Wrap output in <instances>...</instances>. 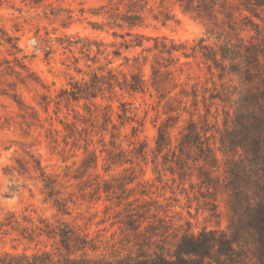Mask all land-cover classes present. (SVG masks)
<instances>
[{"label":"clouds","instance_id":"9594fccd","mask_svg":"<svg viewBox=\"0 0 264 264\" xmlns=\"http://www.w3.org/2000/svg\"><path fill=\"white\" fill-rule=\"evenodd\" d=\"M0 264H264V0H0Z\"/></svg>","mask_w":264,"mask_h":264}]
</instances>
